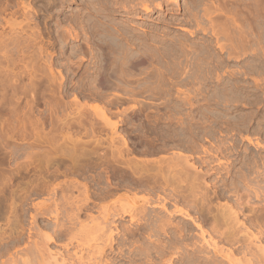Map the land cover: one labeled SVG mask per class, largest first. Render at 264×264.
<instances>
[{"label": "bare ground", "instance_id": "1", "mask_svg": "<svg viewBox=\"0 0 264 264\" xmlns=\"http://www.w3.org/2000/svg\"><path fill=\"white\" fill-rule=\"evenodd\" d=\"M79 2L91 14L77 12L65 20L68 27L57 31L51 30L45 14L61 0L0 3V222H5L0 226V243H8L0 250V258L24 242L23 228L18 229L28 214V200L46 196L30 213L31 229L40 238L32 241L36 264H77L72 261L77 254H70L69 248L78 233L94 247L96 264L111 261L110 254L115 253V259L124 257L125 243L138 235L136 239L146 235L152 243L151 248L140 245V255L150 264H157V259L163 264L168 256L192 246L194 228L201 233L202 250L207 246L225 254L227 248L228 264H264V166L260 169L264 158L246 163L256 169L237 172L235 159L229 157L237 143L227 144L222 138L223 127L240 134L264 133V123L252 121L255 113L243 114L235 105L254 106L263 101L264 80L255 79L253 86L241 80L264 74L260 32L256 39L248 25L251 19H243L247 25L238 28L243 38L227 47L221 43L222 36L231 34L229 22L235 25L242 18L239 1ZM120 7L125 13L122 17L127 18L123 26L116 19L121 16ZM156 11L171 16L168 21L160 17L159 22L176 25L192 37L210 36L216 40L215 48L207 42L190 46L179 41L174 55L155 53L142 37L145 22L135 21L142 19V13L149 16ZM137 31L144 35L136 36ZM81 40L85 48L70 47ZM248 52L261 58L250 55L241 61ZM180 58L184 59L174 63L180 72L175 70L174 76L167 77L157 68L144 82L132 80L133 71L146 61L153 68ZM211 63L216 71L238 66L227 71L234 79L212 93L206 86L211 74L209 78L205 74ZM195 71L205 75L196 76ZM221 76L215 80L220 82ZM191 84L196 86L184 89ZM214 103L238 113L226 118L228 113L214 110ZM126 104L131 106L126 108ZM152 107L159 111L156 116L147 112ZM160 109L166 112L161 114ZM47 123L51 130L46 134ZM250 138L242 140L252 143ZM204 140L211 146H203ZM197 147L201 152L199 148L196 153ZM21 158L30 159L32 171H27L31 174L18 164ZM82 241H78L80 247ZM28 259L23 263L30 264Z\"/></svg>", "mask_w": 264, "mask_h": 264}, {"label": "rangeland", "instance_id": "2", "mask_svg": "<svg viewBox=\"0 0 264 264\" xmlns=\"http://www.w3.org/2000/svg\"><path fill=\"white\" fill-rule=\"evenodd\" d=\"M2 1H4V2H2ZM18 1V0H0V3L1 4H3V5H7V4H14V3H16V2ZM23 1H26V0H23ZM46 2H50V1H52V0H45ZM239 1V3H240V5L238 4L237 6H238V8H239V11H240V14H242V18H240V20H238L237 21V23L234 25V24H232L231 22H229V26H228V28L230 29L229 31H230V36L228 37V36H226L227 37V40H226V37L224 36H222L221 37V43L223 44V45H225L226 44V47L228 46V43L230 44L231 42L232 43H234L236 40L237 41H239V40H241L242 38H243V36H242V34L243 33H241V30L239 31L238 30V28H240V29H244V27L247 25L246 23H245V20H243V19H251V21H252V23H251V21H249V23H251V25L248 23V25L249 26H251L252 28H253V32H254V35L253 36H256V39H257V37H258V35H259V32H260V36L259 37H261V41L263 42V44H264V0H238ZM258 1V2H257ZM61 2H62V4L61 3H59L58 5H57V7H55L51 12H49V14H45V18H46V22H47V20L49 21H51V23H50V25L52 26V29L51 30H59V27L61 28V27H68V23L67 22H65V20H67V17L69 18H71L73 15H75V14H78L77 12H81V11H83V14L85 13L86 15H90L91 14V10L89 9H87L86 7H85V5L83 4V3H81V2H79V0H61ZM256 2V3H255ZM0 4V5H1ZM153 4V3H152ZM43 5V4H42ZM253 6L254 7H256L255 9L253 8ZM258 6H259V8H258ZM1 7H3L2 5L0 6V8ZM121 8V7H120ZM120 8L118 9V12H120V15L121 16H117L116 17V19H117V22L118 23H120L121 24V26H123V25H126L127 23H126V20H127V18H124V17H122V15L123 14H125L123 11H122V8H121V10H120ZM262 8V9H261ZM87 9V10H86ZM253 9H254V12H253ZM120 10V11H119ZM259 10V11H258ZM76 12V13H75ZM90 12V13H89ZM250 12H252V14L250 13ZM258 12V13H257ZM261 12V13H260ZM253 13H255V14H253ZM256 13L258 14V15H256ZM260 13V14H259ZM259 15H262L263 17V19L262 18H258L259 17ZM246 16V18H244ZM258 16V17H257ZM142 19L141 20H136L135 22L136 23H138V24H141V25H143V23H144V28H145V30H146V33H145V36H142L143 37V39L147 42V46H149V48H151L153 51H155V53L157 52V51H159V52H167L168 54H172V55H174V51L175 50H177L178 48H179V46H178V43H186V44H188V45H194V46H201L202 45V43L203 42H207V43H212V48H215L214 47V45H215V42H216V40H214V39H211V38H209L210 36H208V37H205L202 33H199V34H197V35H195L194 37H192V36H190L189 34H188V32H186V31H184V30H181V29H179V28H177V26L175 25V26H169V25H166L165 23H161V22H159L158 21V18H162V19H164V20H169V18L171 17L170 15H168L167 13H163V12H160V11H156V13L155 14H152V15H149V16H146V14H144V16H143V13H142ZM250 17V18H249ZM261 17V16H260ZM62 18V19H61ZM64 18V19H63ZM58 19H60L61 21L59 22V20ZM63 20V21H62ZM167 20V21H168ZM253 20H255V21H253ZM247 21V20H246ZM57 22H59L60 23V25L59 24H57ZM63 22V24H61ZM218 22H220L221 24L223 23V19H220V21H218ZM217 22V23H218ZM126 23V24H125ZM219 23V24H220ZM256 23V24H255ZM123 24V25H122ZM146 24V25H145ZM259 24V25H258ZM234 25V26H233ZM254 25H255V27H254ZM236 26V27H235ZM231 27V28H230ZM234 27V28H233ZM251 27H247V28H249V29H251ZM189 28L192 30V29H195V27H193L192 26V28H191V26H189ZM249 29H248V31H249ZM256 29H258L257 31H256ZM234 30V31H233ZM7 31H10L9 29H7ZM238 33H237V32ZM258 32V33H257ZM239 33H241L240 35H239ZM256 33L258 34V35H256ZM135 34H136V36H141V35H144V33H142L141 31H137V32H135ZM233 34V35H232ZM245 34V33H244ZM232 35V36H231ZM150 36H155V39L153 40ZM240 36V37H239ZM234 37V38H233ZM138 38V37H137ZM230 38V39H229ZM233 38V39H232ZM240 38V39H239ZM206 41H205V40ZM223 39H224V41H223ZM235 39V40H234ZM230 40V41H229ZM180 41V42H179ZM183 41V42H182ZM229 41V42H228ZM236 41V42H237ZM161 43V44H160ZM163 43V44H162ZM232 43L230 44V45H232ZM238 43V42H237ZM178 46V47H177ZM264 46V45H263ZM70 47L71 48H75L76 50H78L79 48H85L86 47V43L83 41V40H81L80 42H75V43H72L71 45H70ZM230 47V46H229ZM176 48V49H175ZM159 49V50H158ZM70 52V51H69ZM227 50H225V53H224V57H227ZM256 53H257V51H255ZM259 52V51H258ZM247 55H245V56H243L241 59V61H244L245 59L247 60L248 58H251V56L253 55V54H255V53H246ZM259 54H260V52H259ZM251 55V56H250ZM261 56H262V54H260ZM250 56V57H249ZM61 56L59 55V58H60ZM252 57H256V56H252ZM257 58H261V57H259V55H258V57H256V59ZM184 58H180V60H178V61H173L172 63H171V61H169V60H165L166 62H164L163 63V65H157V64H155V67H151L150 66V64H148L149 62H145L141 67H139V68H137V69H135L134 71H133V75L135 74L137 77H135V75H134V78L132 79V80H137L138 78H139V80L141 81V82H144V80L145 79H143L145 76H147V74L148 73H152L154 70H157V68L158 69H162V71L166 74L165 76H167V74H168V76L167 77H169V76H171V75H175L178 71H179V69H176L175 68V65H174V63H179V62H181V60H183ZM61 61V60H60ZM169 61V62H168ZM66 61H64V63H65ZM168 62V63H167ZM235 62V61H234ZM170 63V64H169ZM177 64H176V67H177ZM214 66V63H211L210 65H209V68L207 67L205 70L208 72V71H210V72H206L205 74H211L210 76L213 78H209V75H208V78H209V80L207 81V83H206V86H207V88L210 90L209 92H211L212 93V90H215V87H217V86H219L220 88H222V84H224V83H226V82H231L232 81V79H234V78H231L230 76H229V74L227 73V71H232V69L233 70H236L237 69V67L238 66H233L234 64H232V66H231V68L229 67V69L227 70V69H225V71L224 70H220V71H216V70H214V69H212L211 67H213ZM195 67V66H194ZM206 67V66H205ZM236 68V69H235ZM194 69H196V67L194 68ZM209 69V70H208ZM175 70H178L177 72L175 71ZM198 71V70H197ZM197 71H195L196 72V76H203V75H205V74H201L200 72H198L197 73ZM176 72V73H175ZM180 72V71H179ZM222 72V73H221ZM224 72V73H223ZM153 73H157L156 71H154ZM192 73H194V71H192L191 72V74ZM155 74H154V76H155ZM200 74V75H199ZM212 74H214L213 76H212ZM193 75V74H192ZM217 75H222L221 76V81L220 82H217L215 79L217 78ZM193 76H195V73H194V75ZM137 78V79H136ZM146 78V77H145ZM156 78V79H155ZM155 78L153 77V82L155 83V81L157 82V77L155 76ZM255 79H258V80H264V74H260V75H252V76H249V77H245V79L244 78H242L241 80H243V81H246V82H249V83H251V86H253L254 84V80ZM155 80V81H154ZM138 81V80H137ZM158 84V83H157ZM156 83H155V85H157ZM137 84H135V86H136ZM195 87L196 85H194V84H191V85H188V86H186V88L184 87V89L185 90H191V88L192 87ZM255 87V86H254ZM177 88H179V87H177ZM174 89H176L175 87H174ZM194 89V88H193ZM177 90V89H176ZM176 90H174V93L176 92ZM251 90H252V88H251ZM210 93V94H211ZM72 100V98L70 97L67 101H71ZM93 103H92V107H93ZM202 106H204L205 105V103L204 102H202V104H201ZM235 105H237V106H239V109L238 110H240L239 112H241V113H243V114H256L255 116H254V118L252 119V121L253 122H262V123H264V98H263V101L261 102V103H259L258 105H254V106H247V105H242V104H239V103H235ZM131 106V104L130 105H127L126 104V106H124V107H126V108H129ZM212 108H214V110H219L218 112H226V113H228V115H227V117L226 118H229V119H231V118H233L238 112H234V111H228V110H225L224 108H222V107H219L217 104H213L212 105ZM116 110V109H115ZM113 111V113H117V111ZM120 110H122V108L120 109ZM158 109H156L155 107H152L150 110H148L147 112L148 113H151V116H156L155 114L156 113H158L159 111H157ZM160 111H161V114L162 113H164V112H166L164 109H160ZM164 111V112H163ZM114 120H117V119H114ZM154 120V119H153ZM152 121V120H151ZM209 121H224L223 119H214V118H211ZM29 122L27 121V124H28ZM49 123L51 124V121H49ZM49 123H47V125H49ZM46 125V126H47ZM256 124H254V126H255ZM29 126V125H28ZM50 126V127H49ZM49 126H47L46 127V134L47 133H49L48 131H50L51 130V125H49ZM50 129V130H49ZM120 130H122V128L120 129ZM44 133H45V131H44ZM42 134V133H41ZM43 135V134H42ZM108 135H110L109 133H107L106 134V136H108ZM222 138L224 139V141L225 142H227V144H230V143H232V145H234L233 143L235 142V143H237V145H236V147H238L237 148V150L236 151H230V154H229V152L228 151H226V154H229L230 156L229 157H231L230 158V161H233L234 159H235V162H236V167L238 168V170H236L237 172H239L240 171V169L242 170V172L243 173H248V171H249V168H255L254 167V164H252V165H247L246 163H249V159H250V161L252 160V158L254 159V158H264V133H261V134H257V133H242V134H240V133H237V132H229V131H227V129L225 128V127H223L222 128ZM248 137V138H250V140L252 141V143H249V142H247L246 143V140H242L243 138H245V137ZM86 140H89V139H86ZM235 140V141H234ZM232 141V142H231ZM237 141V142H236ZM61 142V141H60ZM205 142V143H204ZM224 142V143H225ZM239 143V144H238ZM203 146H206V147H210L211 146V143L210 142H207V141H203L202 143H201ZM226 144V143H225ZM227 147H232V146H230V145H227ZM199 148H200V152H201V147H197V150H196V153L199 151ZM245 151V152H244ZM173 152V151H172ZM171 152V153H172ZM176 152V151H175ZM228 152V153H227ZM237 153V154H236ZM190 154V153H189ZM169 155V154H168ZM237 155V156H236ZM257 155V156H256ZM235 156V157H234ZM260 156V157H259ZM251 157V158H250ZM238 158V159H237ZM25 159H27V158H25ZM24 158H21V159H19V160H21V161H17L18 162V164H22L23 166H25V169H26V171L27 170H31L32 169V166L30 165V163H29V160L30 159H27V160H25ZM237 159V160H236ZM28 161L26 164H27V166L24 164V161ZM247 160V161H246ZM259 160V159H258ZM23 161V162H22ZM239 161V162H238ZM238 162V163H237ZM29 163V164H28ZM251 164V163H250ZM260 164H262V162H259V165ZM31 166V168L29 169V167ZM241 166V168H239ZM245 166V167H244ZM249 166V167H248ZM262 166H264V165H261L260 166V169L262 168ZM27 167V168H26ZM231 168V167H230ZM236 168V169H237ZM24 169V168H23ZM25 169L23 170V172L24 173H26V171H25ZM256 169V168H255ZM32 171V170H31ZM31 171H27V173L26 174H31ZM27 179L28 178H26V181H27ZM231 179H233V178H231ZM229 180V182L231 183V181L232 180ZM226 181V180H225ZM46 197V196H45ZM45 197H39L38 199L36 198V200H34L35 198H33V200H34V202H32L33 200H32V198L30 199V200H28V206H26V208H27V210H28V214H27V216L26 217H24L25 219H23L21 222H22V224L20 225L19 224V229H18V231H20L22 228L24 229V231H23V229L21 230V232H23V234H25V235H23L24 236V242H22V243H20L19 245L17 244V245H15L14 247H13V249H10V255H9V252H8V254L6 253V254H4L5 256L4 257H2L3 258V260H2V258H0V264H24L23 262H24V258L26 259V257H27V259L30 257L31 258V260H29L31 263L30 264H36V262H34V261H36V260H34V257H33V252H35V250L33 249V247H34V241L36 242H38L39 240H40V238H39V236L37 235V234H35L36 232H35V230H33L32 231V229H31V227H32V224H31V218H30V213H32L33 214V205L34 204H37V202L38 203H43L44 202V200L43 199H48V198H45ZM233 198V197H232ZM32 200V201H31ZM45 200V202H47ZM232 201H233V199L232 200H230L229 202H231L232 203ZM253 202H256L255 200H252ZM257 203V202H256ZM224 204V203H223ZM29 208V209H28ZM31 209V210H30ZM157 211V214H159L161 211H159V209L158 210H156ZM155 211V212H156ZM156 214V213H155ZM195 214V213H194ZM194 214L192 213V215L194 216ZM197 215L195 214V217H196ZM28 217V218H27ZM181 218L179 217V219L177 218V220L179 221ZM242 219V218H241ZM129 219H127L126 221L130 224V222L128 221ZM26 221V222H25ZM1 223H3V224H1ZM5 222H3V221H1L0 222V226H4L5 224H4ZM128 223H125V224H127V225H129ZM24 225V226H23ZM22 226V227H21ZM205 226V225H204ZM205 227H207L206 228V231L207 232H210V228L208 227V226H205ZM204 227V228H205ZM30 229V230H29ZM9 230V229H8ZM7 230V234H10V230L8 231ZM194 231H192L193 232V234H192V240H190L189 241V244H191L192 246L190 247V248H188V249H185V250H178V254H176V255H173V257L170 255V256H168L167 258L169 259V258H171V262H168L167 260V263H166V261L165 262H163V264H228V262H230V257H228V253H227V248L226 247H223V249H225V254H224V252L223 253H218V254H216L212 249L210 250V247H207V246H204L203 244V246H204V248L205 249H203L202 250V248L203 247H201V245H199L200 243H201V240H202V237L200 236L201 235V233H200V231L198 230V229H196V228H194L193 229ZM29 231H32V232H30L29 233ZM9 232V233H8ZM255 232V234H256V231H254ZM29 233V234H28ZM38 233V232H37ZM79 234V233H78ZM76 235V238H75V240H74V245L72 246V248L70 247L69 248V252H70V254H72L73 252V254H77L76 256L75 255H73V256H75L74 257V260H72L74 263L76 262L77 264H96V261L94 260V253L92 252V251H94V247H92L91 245H88L86 242V238L84 237V234H83V239H86L85 241L83 240V239H81L82 238V234L80 233L79 235ZM31 235V236H30ZM37 235V236H36ZM8 236V235H7ZM35 236V237H34ZM143 236V237H142ZM141 237H140V239H136V238H138L139 237V235L136 237V238H134V240H128L127 241V243H125V244H127V245H125L126 247H124V254H125V256L124 257H120V258H117V259H115L117 256L115 255L114 256V254H110V258H111V261H109L111 264H114L113 262L115 261V263L116 264H150L149 262H148V259L145 257V256H141L140 255V250L138 249V247L141 245V247H142V245H143V247L144 246H146V247H148L150 244V241L146 238V235H142ZM29 237V238H28ZM34 237V238H33ZM37 237H38V240H37ZM26 238V239H25ZM28 238V239H27ZM33 238V239H32ZM80 238V239H79ZM216 238V237H215ZM34 239H36V240H34ZM201 239V240H200ZM30 240V241H29ZM82 241V242H85V243H82L81 245H83L82 247H80V245H78L79 243H78V241ZM139 240V241H138ZM32 241H33V244H32ZM135 241H136V244H135ZM139 243H138V242ZM216 241H220V240H218L217 238H216ZM9 242V241H8ZM134 242V243H133ZM199 242V243H198ZM221 242V241H220ZM7 242H5V243H0V245H1V247H0V250L2 251V249L5 247V246H3V245H5ZM196 245H195V244ZM254 243H256V242H254ZM8 244V243H7ZM25 244V245H24ZM30 244V245H29ZM86 244V245H85ZM135 244V245H134ZM194 244V245H193ZM221 244H223V243H221ZM220 244V245H221ZM64 244L62 243V246H63ZM76 245V246H75ZM151 245H152V243H151ZM150 245V248L152 247ZM197 245L199 246V248L197 247ZM79 248H78V247ZM195 246V247H194ZM222 246V245H221ZM17 247V248H16ZM26 247V248H25ZM50 247L52 248V249H54V247L56 248V246L55 245H50ZM76 247V248H75ZM146 247H144V248H146ZM201 247V248H200ZM27 249V250H26ZM33 249V250H32ZM57 249V248H56ZM141 249V248H140ZM16 250V251H15ZM23 250V251H22ZM200 250H201V252H200ZM0 251V252H1ZM12 251V252H11ZM15 251V252H14ZM20 252V253H19ZM28 252V253H27ZM32 252V253H31ZM152 252H154V251H152ZM177 252V251H176ZM208 252H210V253H208ZM27 253V254H26ZM13 256H12V255ZM25 255V256H24ZM237 256H238V258L241 256H239L238 254H236ZM80 256H82V257H80ZM92 256V257H91ZM243 256V255H242ZM8 257V258H7ZM13 258V259H12ZM80 258V259H79ZM82 258V259H81ZM229 258V259H228ZM241 258V257H240ZM8 259H9V261H8ZM90 259H92V260H90ZM113 260V261H112ZM215 260V261H214ZM3 263H2V262ZM217 261V262H216ZM219 261H221V262H219ZM72 262V263H73ZM109 262L108 263H105V264H109ZM156 262V261H155ZM157 264H159L160 263V261H159V259H157ZM37 264H38V261H37ZM160 264H162V263H160ZM230 264V263H229Z\"/></svg>", "mask_w": 264, "mask_h": 264}]
</instances>
